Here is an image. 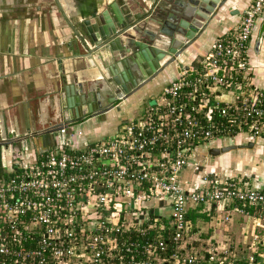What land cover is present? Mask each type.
I'll list each match as a JSON object with an SVG mask.
<instances>
[{"label": "built area", "instance_id": "2783aa9c", "mask_svg": "<svg viewBox=\"0 0 264 264\" xmlns=\"http://www.w3.org/2000/svg\"><path fill=\"white\" fill-rule=\"evenodd\" d=\"M263 15L264 0H251L104 140L59 123L44 150L24 136L9 148L0 264H264V182L202 164L210 149L264 142V87L251 75ZM190 212L222 234L241 216V241L202 239Z\"/></svg>", "mask_w": 264, "mask_h": 264}, {"label": "crops", "instance_id": "0c3cea01", "mask_svg": "<svg viewBox=\"0 0 264 264\" xmlns=\"http://www.w3.org/2000/svg\"><path fill=\"white\" fill-rule=\"evenodd\" d=\"M54 1L59 4L69 22L81 33L78 19L89 18L101 9H107V4L113 0ZM114 1L120 9H131L136 6L135 0ZM250 1L226 0L198 39L178 55L177 61L188 65L193 57L201 55L213 39L222 36L226 30L238 23ZM261 23H264V15ZM261 23L257 25V31ZM73 39L74 36L68 24L62 19L53 0H0V174L3 173V159L10 155L7 150L9 148L17 150L20 141L24 140L22 136L28 143L31 142L35 150H44L53 143L54 138L49 131L62 121L64 103L62 90L64 88L71 86L74 99L79 102L84 99L83 108L91 103L97 110L98 103L105 106L110 97H115L112 79L120 80L118 72L125 74L128 66L122 65L121 61L113 63L111 60L110 62L106 60L112 66L108 68H113V73L103 68L93 56L82 57L81 48L78 43H73ZM251 61L253 82L256 86L264 87V30L258 50L253 52ZM175 66V64L169 65L151 82L136 92L123 96L117 101V108L113 106L93 116L85 113L82 121H99L98 124H94V131H97L96 136L102 135L103 130L109 125V122L105 120L107 113L110 118H113L114 110L118 112L120 108H123L126 111H133L140 98L146 95L151 96L149 93L153 90L156 95L169 79L176 76ZM119 119L117 118L118 121ZM262 148H264V142L252 144L250 148L242 145L233 150H239V157L244 156L246 158L244 161L249 167L250 161H258V157L252 158L254 154L251 153L252 155L248 156L249 152L256 149L258 151L255 153L262 155L264 153ZM213 157L210 161L218 162L214 161ZM260 157H263L264 161V155ZM226 160H231L228 153ZM202 164L213 170L216 169L210 166L209 159ZM260 169L262 172L259 175L264 174V163L256 170ZM253 176L249 177L252 179ZM254 180L260 182L255 178ZM197 214L204 216L195 218L193 221L201 229L202 239L213 238V236L223 237L221 231L207 229V217L205 218L203 213ZM231 217L233 222L230 224V230L236 231L241 225L239 222L242 217L236 214ZM208 231L211 235L207 234ZM203 234L206 237H203ZM224 235L230 237L227 234ZM233 236L237 237V235Z\"/></svg>", "mask_w": 264, "mask_h": 264}, {"label": "water", "instance_id": "95a60500", "mask_svg": "<svg viewBox=\"0 0 264 264\" xmlns=\"http://www.w3.org/2000/svg\"><path fill=\"white\" fill-rule=\"evenodd\" d=\"M53 2L74 36L73 43L79 44L82 57L93 56L107 70L112 66L106 60L121 61L128 66L125 74L118 72L120 80L112 79L115 97H110L105 106L98 103L97 110L91 103L83 108L84 99L81 102L74 99L71 86L64 88L60 123L68 124L82 121L86 114L93 116L113 106L117 108L118 100L151 82L171 64L179 72L183 65L176 58L198 39L226 0H135L136 6L131 9H120L113 0L107 4L109 11L101 9L89 18L78 19L81 33L65 17L59 4ZM263 30L261 23L254 52L258 50ZM109 70L113 72V68ZM251 146V143L244 145ZM237 147L240 146L210 149L208 154L213 157Z\"/></svg>", "mask_w": 264, "mask_h": 264}, {"label": "rangeland", "instance_id": "374dc122", "mask_svg": "<svg viewBox=\"0 0 264 264\" xmlns=\"http://www.w3.org/2000/svg\"><path fill=\"white\" fill-rule=\"evenodd\" d=\"M149 95H151V96L155 95V90L150 92ZM149 102L150 101L146 95V96H143L142 98H140L136 102L137 105L133 111H126V109H123V108H120L118 112H116L114 110L113 113H114V117H116V118H114V117L110 118L109 113H107L105 120L109 122V125H107L106 128L103 130L104 133L102 135H99V136H96L97 131H94V124H98L99 121H97L98 122L97 123L96 121L92 122L91 120L90 121L84 120V121H79L77 123H80L79 127L83 130V132H84V134L88 140H91V141L104 140L107 135L110 136L109 134H112L113 132L116 131V129L119 126V124L117 125L118 122L119 123L126 122V120H129L130 118L136 116L145 105L149 104ZM117 118H120L119 119L120 121H118ZM116 120H117V122H116ZM261 150L264 151V148H262ZM255 151H258V150H256V149L251 150V152H249L250 154H248V156H251L252 154H254L252 158H254L255 156L258 157L257 158L258 161L257 162H255V160L250 161L251 166H249V167H248L247 162L244 161L246 158L244 156L239 157V155H240L239 150L228 151L227 153H228L229 157L231 158V160H228V161L226 160L227 153L220 154V155H218V157L217 156L213 157V160L218 161V162L214 163L213 161H210L211 160L210 159L209 160L210 166H214V168H216L215 170L220 171V172L226 171L227 173H230V174H235L237 172L238 175H239V173H245L244 175H249V176L254 175L252 178H255L256 180H258L260 182H264V174L259 175V173L262 172L261 171L262 169L256 170V169H259L260 167H262V164L264 163L263 157L262 158L260 157V156H263L264 153L261 155V153H255ZM235 156H237L236 157L237 160L235 159ZM219 166L221 169L219 168ZM239 223H241V225H242V223H243L242 220ZM229 225H228V228H229ZM238 228L236 231H234V230L231 231L232 229L231 230L229 229V232L225 233V234L230 236L229 238L233 239L234 241H237V242H232V245L236 246V247H237L238 243L241 241V236H242V232L240 231V228L239 229ZM207 234L211 235V232L208 231ZM233 235H237V237H235ZM202 236L206 237L205 234H203Z\"/></svg>", "mask_w": 264, "mask_h": 264}, {"label": "trees", "instance_id": "16d2710c", "mask_svg": "<svg viewBox=\"0 0 264 264\" xmlns=\"http://www.w3.org/2000/svg\"><path fill=\"white\" fill-rule=\"evenodd\" d=\"M202 217H204L202 214L191 213V212L186 213V215H185V218H187L188 220H190L192 222L195 220V218H202Z\"/></svg>", "mask_w": 264, "mask_h": 264}, {"label": "bare ground", "instance_id": "6f19581e", "mask_svg": "<svg viewBox=\"0 0 264 264\" xmlns=\"http://www.w3.org/2000/svg\"><path fill=\"white\" fill-rule=\"evenodd\" d=\"M216 157V156H215Z\"/></svg>", "mask_w": 264, "mask_h": 264}]
</instances>
